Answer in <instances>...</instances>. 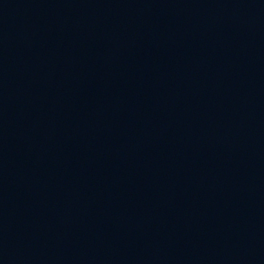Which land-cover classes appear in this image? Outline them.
I'll list each match as a JSON object with an SVG mask.
<instances>
[{
  "label": "water",
  "instance_id": "water-1",
  "mask_svg": "<svg viewBox=\"0 0 264 264\" xmlns=\"http://www.w3.org/2000/svg\"><path fill=\"white\" fill-rule=\"evenodd\" d=\"M0 264H264V0H0Z\"/></svg>",
  "mask_w": 264,
  "mask_h": 264
}]
</instances>
